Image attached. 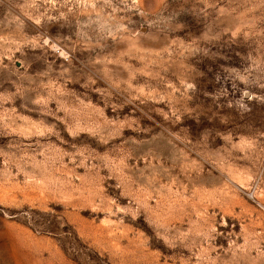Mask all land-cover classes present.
<instances>
[{
  "label": "rangeland",
  "instance_id": "1",
  "mask_svg": "<svg viewBox=\"0 0 264 264\" xmlns=\"http://www.w3.org/2000/svg\"><path fill=\"white\" fill-rule=\"evenodd\" d=\"M0 264H264V0H0Z\"/></svg>",
  "mask_w": 264,
  "mask_h": 264
}]
</instances>
